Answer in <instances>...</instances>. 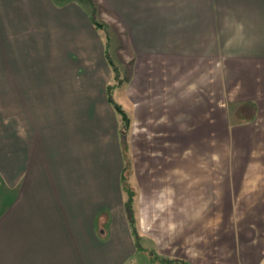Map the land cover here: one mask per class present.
I'll use <instances>...</instances> for the list:
<instances>
[{"label":"crops","instance_id":"obj_1","mask_svg":"<svg viewBox=\"0 0 264 264\" xmlns=\"http://www.w3.org/2000/svg\"><path fill=\"white\" fill-rule=\"evenodd\" d=\"M109 4L127 38L117 27L115 53L135 57L132 137L159 139L140 155L138 246L264 264V0ZM86 20L73 0H0V264H126L139 249L112 59Z\"/></svg>","mask_w":264,"mask_h":264},{"label":"rangeland","instance_id":"obj_2","mask_svg":"<svg viewBox=\"0 0 264 264\" xmlns=\"http://www.w3.org/2000/svg\"><path fill=\"white\" fill-rule=\"evenodd\" d=\"M56 3L65 2L67 0H54ZM75 2H79L81 5H83V8L85 9V12L89 18L87 21L86 26L89 29H92V26L94 29L101 35L102 38V45H103V51L108 55L109 60L112 61V68H113V79L109 81L107 84V88L109 89V93L112 96H114L113 100L119 104V106L123 109L125 116H122L119 113V118H120V125H121V138L123 139V156H124V164L126 166L125 169V180L122 182V188H123V193L125 196V209L127 211V206L131 208V214L133 215L131 225L133 227V230L135 232V241L137 246H144L141 242V239L138 237V234H140L139 230V198H140V185H139V178L137 173L140 172V167L143 165V161H150L148 158H143L140 155L142 154H150L152 152L157 151L158 146H159V139L155 135L157 134V131H154L155 128L149 126L147 133L148 136L151 135V137H144L145 140L144 142H140L137 140H134L132 137L133 133V117L131 115V111H127L125 107V101H124V92H125V87L128 81H131L130 75L133 72V66H134V56H130L129 63L125 62V57L120 55V52L118 51V55L115 53V46L117 44V38L120 37V34L123 35L125 34V27L124 24L117 20V16L113 13L110 12L109 8V1L110 0H73ZM121 16V15H120ZM117 20V21H116ZM74 21H77L75 19ZM81 22V21H80ZM118 22V24H116ZM92 24V25H91ZM117 27L119 29H122V33L118 32L119 35L115 32L118 31ZM112 37V38H111ZM91 38V37H90ZM126 38V35H124L123 39ZM92 39V38H91ZM112 39V40H111ZM120 40V39H119ZM122 40V39H121ZM120 40V41H121ZM99 45V43H98ZM73 46V45H72ZM70 47V46H69ZM113 48V50H112ZM72 51V48H70ZM77 49V48H76ZM123 49L122 54H126V49L122 48H117ZM92 52V51H91ZM101 51H96L94 53V56L96 54H100ZM103 53V52H102ZM93 54V52H92ZM65 62V59L62 61V63ZM88 67V66H87ZM129 74V77L127 78L126 74ZM88 76V73L85 74V77ZM129 114H128V113ZM125 117V118H124ZM149 151V152H148ZM145 154V155H146ZM151 161H156V160H151ZM214 163L215 167H220L221 166V160L220 158L215 159V162H212L210 160V166ZM124 166V165H123ZM156 173L158 170L155 171ZM140 176V173H139ZM127 214H129L127 212ZM138 224V225H137ZM209 228L213 226V229H208L205 232H200V237L204 238L208 232L210 234L212 232H215V225L216 224H206ZM215 226V227H214ZM173 238V237H172ZM206 238V237H205ZM173 242V240H172ZM138 246V251L131 258L129 261H127L126 264H186L184 259L181 258L180 256H168V255H161V254H152V253H144L142 252V248ZM174 249V247H172ZM199 250V249H198Z\"/></svg>","mask_w":264,"mask_h":264},{"label":"trees","instance_id":"obj_3","mask_svg":"<svg viewBox=\"0 0 264 264\" xmlns=\"http://www.w3.org/2000/svg\"><path fill=\"white\" fill-rule=\"evenodd\" d=\"M108 56V55H107ZM109 58V57H108ZM112 93H109V101L112 103V105H113V107L115 108V110L117 111V113L119 114H121L122 116H125V113H124V111H123V109L119 106V104H117L114 100H113V98L111 97L112 95H111ZM125 118V117H124ZM122 148H123V139H122ZM125 169H126V166H125V164H124V166H123V173H122V175H121V183L125 180ZM123 189V188H122ZM126 206V205H125ZM127 212L129 213V214H127V216H128V219H129V221L130 222H132V218H133V215L131 214V208H129V206H127Z\"/></svg>","mask_w":264,"mask_h":264}]
</instances>
